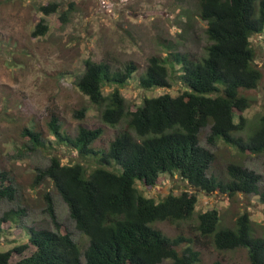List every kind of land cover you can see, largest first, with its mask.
Segmentation results:
<instances>
[{
  "label": "trees",
  "instance_id": "1",
  "mask_svg": "<svg viewBox=\"0 0 264 264\" xmlns=\"http://www.w3.org/2000/svg\"><path fill=\"white\" fill-rule=\"evenodd\" d=\"M58 6L51 2L39 10L48 15ZM67 14L63 11L60 18L65 20ZM196 15L206 24L208 44L203 54L171 50L163 57L152 55L141 72L131 60L118 67L108 59L84 60L76 87L100 109L103 122L125 124L106 147H93L103 133L101 127L80 125L72 136L54 113L46 121L53 142L34 128L23 127L28 149L49 153L54 145H63L77 152L73 163L50 154L48 164L37 168L34 183L50 180L88 242L81 248L61 227L46 194L54 228L25 227L26 241L0 251V264H197L199 251L190 245L194 241L210 242L221 251L245 248L249 264H264V237L252 233L246 211L236 216L233 226L219 225L215 208L198 213L196 239L172 238L154 226L157 221L190 218L197 202L192 190L227 197L253 194L264 204L258 173L238 162L226 165L225 179L208 173L215 155L199 143L201 129L209 126L208 144L221 141L238 155L264 154V110L252 121L247 138L238 134L249 124L241 112L253 103L244 91L255 89L262 78L251 38L262 34L264 43V0H197ZM43 22L40 18L35 24L32 36L47 31ZM136 72L140 88H169L174 83L178 92L146 97L130 108L119 87ZM106 86L112 90L105 94ZM84 111L82 107L77 115ZM161 173L177 175L185 188L155 200L136 186L137 181L147 188L155 186ZM15 195L14 179L0 172V200L12 201ZM22 214V209L5 211L0 234L10 223H18ZM183 242L188 244L181 247Z\"/></svg>",
  "mask_w": 264,
  "mask_h": 264
},
{
  "label": "rangeland",
  "instance_id": "2",
  "mask_svg": "<svg viewBox=\"0 0 264 264\" xmlns=\"http://www.w3.org/2000/svg\"><path fill=\"white\" fill-rule=\"evenodd\" d=\"M51 2L57 10L43 15L39 7ZM197 0H0V172H8L14 179L16 195L12 201L0 200V216L9 209H22L18 223H10L0 234V251L8 250L26 241L25 227L53 229L46 211L45 195L50 197L54 212L62 228L70 232L81 248L87 237L81 234L70 218L67 205L53 188L50 180L34 183L37 168H44L50 154H57L63 163L77 160V152L63 145H54L49 153L28 149L21 135L23 127L34 128L43 139L54 141L46 126L50 113L58 117L63 129L75 135L78 126L101 127L103 133L93 147L104 148L125 124L109 125L100 118V109L92 104L75 85L83 72L84 60L108 59L114 66L134 61L141 72L152 55L165 56L169 51L203 54L208 40L205 22L196 15ZM67 10L65 20L60 14ZM44 19L47 31L32 36L35 24ZM262 78L259 85L244 91L253 103L241 112L248 126L238 133L248 137L252 121L264 110V43L263 35L251 38ZM134 74L119 91L128 107L134 108L143 98L158 96L165 91L178 92L174 83L169 88L143 89ZM112 87H104L108 93ZM84 108L83 116L77 111ZM239 112H236L238 114ZM209 126L201 129L199 143L212 151L214 161L208 173L225 179L226 165L238 162L260 175L259 187L264 190V154L238 155L231 147L219 141L208 144ZM25 144V146H24ZM136 186L148 197L158 200L166 194H178L185 183L177 175L159 174L157 184ZM188 187V186H187ZM195 192L197 202L193 215L177 222L157 221L154 226L169 237L182 235L196 239L197 214L212 208L218 210L219 225L233 226L238 214L248 212L252 233L264 237V204L253 194H205ZM219 227V226H218ZM203 241V240H202ZM188 243L183 242L184 247ZM200 254L197 264H249L245 248L217 250L212 243H190Z\"/></svg>",
  "mask_w": 264,
  "mask_h": 264
}]
</instances>
